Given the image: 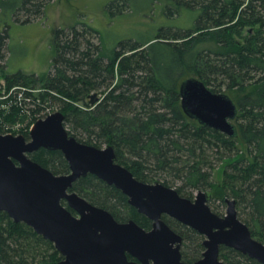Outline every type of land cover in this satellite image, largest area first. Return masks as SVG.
<instances>
[{
    "label": "trees",
    "instance_id": "obj_1",
    "mask_svg": "<svg viewBox=\"0 0 264 264\" xmlns=\"http://www.w3.org/2000/svg\"><path fill=\"white\" fill-rule=\"evenodd\" d=\"M174 1L197 10L192 30L121 41L110 54L99 35L97 45L88 40V33H98L93 28L54 29L51 69L44 74L6 73L8 25L1 27L0 133L57 107L69 134L97 147L111 145L116 161L138 180L161 182L190 199L194 191L213 188L222 203L225 196L234 198L240 220L264 242V0ZM45 6L39 0H0V13L9 11L14 21L27 23ZM115 6L117 1H111L107 7ZM156 46L163 51L153 54ZM190 76L213 91L225 85L238 108L236 137L183 112L179 84ZM92 92L103 94L93 105L86 101ZM237 144L246 147V155H239ZM29 156L55 174L69 172L59 150L39 148ZM222 163V180L216 184L213 171ZM71 190L117 221L151 227L120 189L93 174L78 178ZM162 219L182 237L181 259L198 260L204 236L169 216ZM62 258L50 240L0 211V264H58ZM219 258L224 264H261L226 246H220Z\"/></svg>",
    "mask_w": 264,
    "mask_h": 264
},
{
    "label": "water",
    "instance_id": "obj_2",
    "mask_svg": "<svg viewBox=\"0 0 264 264\" xmlns=\"http://www.w3.org/2000/svg\"><path fill=\"white\" fill-rule=\"evenodd\" d=\"M178 93L188 117L227 136H237L233 120L238 108L227 93L211 90L196 76L182 80ZM98 98L92 92L89 103L95 104ZM63 119L60 111L37 119L28 138L0 133V211L50 240L63 257L58 264H224L220 246L264 264V242L254 238L240 220L234 198L223 197L226 211L218 215L208 205L206 191L190 199L161 182L140 181L116 161L111 145L97 147L77 140ZM39 148L61 151L69 172L55 174L32 160L29 154ZM87 174L120 189L128 203L151 220L150 229L132 219L117 221L108 210L72 191L73 183ZM163 215L204 236L198 260L181 259L182 237Z\"/></svg>",
    "mask_w": 264,
    "mask_h": 264
},
{
    "label": "rangeland",
    "instance_id": "obj_3",
    "mask_svg": "<svg viewBox=\"0 0 264 264\" xmlns=\"http://www.w3.org/2000/svg\"><path fill=\"white\" fill-rule=\"evenodd\" d=\"M45 3V10L38 18L27 23L14 21V15L0 13V28L8 25V38L6 40V73L22 71L24 73L44 74L51 69L54 55L53 30L56 28L68 29L75 27L81 30L83 26L93 28L98 33H88L86 36L92 45L99 43L101 38L103 50L110 54L121 41H142L154 37L159 32L186 31L194 28L197 10L179 7L174 0H39ZM111 1H117L118 7L108 9ZM19 18L23 19L22 12ZM163 51L161 46L153 49V54ZM176 54V52H174ZM3 82V80H1ZM219 92H226L224 84ZM5 90H2L4 93ZM103 94L98 92L99 99ZM88 103L90 99L86 100ZM59 111L57 107L43 110L39 118ZM37 120V119H36ZM34 122L8 125L4 133L25 135L29 137V130ZM237 124V120H233ZM24 128L20 133L19 129ZM103 147V146H102ZM239 155H246L247 149L237 144ZM227 160L224 162L226 163ZM221 164L213 171V180H222L223 168ZM214 189V188H213ZM208 193V205L212 211L224 214L226 204L215 199L214 190ZM197 191H194L193 197ZM81 196V195H80ZM84 198V197H83ZM240 216V215H239ZM242 219V216H241Z\"/></svg>",
    "mask_w": 264,
    "mask_h": 264
},
{
    "label": "bare ground",
    "instance_id": "obj_4",
    "mask_svg": "<svg viewBox=\"0 0 264 264\" xmlns=\"http://www.w3.org/2000/svg\"><path fill=\"white\" fill-rule=\"evenodd\" d=\"M44 118V117H43ZM39 119V118H38Z\"/></svg>",
    "mask_w": 264,
    "mask_h": 264
},
{
    "label": "flooded vegetation",
    "instance_id": "obj_5",
    "mask_svg": "<svg viewBox=\"0 0 264 264\" xmlns=\"http://www.w3.org/2000/svg\"><path fill=\"white\" fill-rule=\"evenodd\" d=\"M223 215V214H222Z\"/></svg>",
    "mask_w": 264,
    "mask_h": 264
}]
</instances>
